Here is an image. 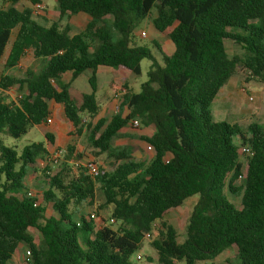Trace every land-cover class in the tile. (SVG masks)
Masks as SVG:
<instances>
[{"label": "trees", "instance_id": "16d2710c", "mask_svg": "<svg viewBox=\"0 0 264 264\" xmlns=\"http://www.w3.org/2000/svg\"><path fill=\"white\" fill-rule=\"evenodd\" d=\"M10 2L0 5V60L9 45L6 69L17 67L28 51L44 65L22 79L0 76V134L18 139L46 124L53 102L62 107L70 135L87 132L93 156L107 154L114 163L110 170L98 168L97 176L84 166L71 170L68 162L49 176L45 166L46 189L29 198L26 177L38 161L47 163L45 144L31 143L18 154L0 142V264H9L21 245L30 252L29 264H133L132 255L157 221L158 235L150 242L157 264H213L231 247L241 264H264V126L253 123L242 130L211 114L213 101L237 69L264 80V0H55L59 18L89 19L76 35L56 22L40 25L31 8L16 9L17 0ZM145 19L173 45L165 55L153 41L161 64L134 41L135 27ZM225 40L243 55L229 56ZM144 59L150 61L146 82L139 92L123 96L129 114L123 116L118 107L109 120L98 118V69L139 75ZM83 72L89 73L90 93L76 101L69 86ZM12 87L19 98L7 103L2 93ZM109 88L115 90L113 84ZM133 118L151 130L142 137L153 149L148 162L132 161L135 148H112ZM45 140L53 144L50 134ZM243 146L251 152L244 162L238 154ZM74 151L67 145L65 160ZM238 180L242 184L236 186ZM97 190L104 199L99 209L112 207L116 230L81 215L72 220L74 209L94 205ZM225 191H241L239 209ZM192 197L197 201L178 243L175 228L162 218ZM46 206L52 212L47 217Z\"/></svg>", "mask_w": 264, "mask_h": 264}, {"label": "rangeland", "instance_id": "374dc122", "mask_svg": "<svg viewBox=\"0 0 264 264\" xmlns=\"http://www.w3.org/2000/svg\"><path fill=\"white\" fill-rule=\"evenodd\" d=\"M38 3L44 5V12L38 16L32 15L34 21L43 26H49L50 24L56 22L60 29H68L70 35H76L83 31L88 18L83 15L76 16H64L59 18L56 10L55 0H37ZM11 4L10 0H0V5L4 8ZM35 4H32L31 0H17L14 7L16 9H22L25 7L33 8ZM152 14V13H151ZM145 34L144 38L140 37L141 33ZM15 31L13 32L14 35ZM135 43L144 46L149 49L152 56L161 64L162 58L158 51V48L154 45L153 41L158 39L163 40L162 35L157 34L152 27V24L148 19H145L138 23L135 27ZM13 36L11 37L12 40ZM165 38H167L165 34ZM160 45V50L165 54H169L170 51L167 50L168 40L157 42ZM224 45L229 56H239L243 55V50L230 40H225ZM9 45L7 46L3 57L0 60V76L8 75L10 77H15L17 79H22L25 77L26 71H32L38 73L44 65V61L35 59L32 51L26 52L19 62V67H14L12 69H6L4 67L5 58L7 56ZM150 61L142 60L140 62V74L133 75L128 71L124 70H114L110 68L101 67L98 69L96 77V91L95 98L99 104V114L98 118H104L109 120L115 112V108L122 107V112L129 114V111L125 106H123V96L119 94L120 89H125V92L137 93L139 92L140 86L146 82V73L149 69ZM119 78L118 88L114 91L109 88V83L113 79ZM89 73H81L69 86V93L76 101L80 100L81 94L90 93V87L88 84ZM65 80H70V75L65 76ZM115 81V80H114ZM125 93V94H126ZM5 102H15L17 91L15 87L10 88L8 91L2 93ZM226 103L225 110H220L219 107ZM58 106V105H57ZM51 107V106H50ZM51 111L54 117L51 118V123H46L41 126L32 127L29 131L18 139H13L6 135L0 134V142L16 150L19 154L22 148L26 145L35 142H42L48 149V160L47 165L41 161H38L35 172L30 171L26 177V191H30L35 196L38 192L46 189V184L42 182L41 178L43 176L44 167L47 166L49 169L48 175L54 176L55 174L61 172L62 164H69L71 170L76 168L75 164L82 166L87 162H94L98 168L110 170L113 165V160L108 157L107 154H101L98 157H94L87 142V132H83L81 136H71V130L66 127L63 112L60 107H51ZM211 114L215 121H223L228 124H237L242 130H246L250 124H258L264 126V80H255L249 77L248 72L242 69H237L235 74L229 79L228 83L222 87L219 91L216 99L211 105ZM87 118V117H86ZM85 118V119H86ZM138 121L139 127L132 128L129 124L131 121ZM86 121V120H85ZM61 130L62 140L58 139L61 147L56 149L54 147V134L51 132H57ZM146 129L140 124V121L133 118L128 121L125 127L119 132L117 138L112 141V148L114 149H124V148H135L133 152L132 161L139 162L148 160L153 156L152 152L146 151L147 144L143 141L142 137L145 136ZM45 134H50L53 138V144H50L45 140ZM74 145L75 151L69 160H65L67 145ZM246 156H240V160L244 162ZM242 182L238 180L235 185L239 186ZM228 201L233 204L237 209L240 208V197L241 191H237L236 194H230L225 191ZM197 201V197H192L184 201L181 207L176 209H170L167 211L162 220L167 224L173 226L177 233V241L181 243L185 239L186 225L188 219L192 213L193 207ZM104 203L103 196L99 190L95 194V203L92 207L82 205L77 207L75 210V215L72 217L73 221L78 220L79 216H83L88 219L89 215L94 214L93 220L96 226H106L110 227L112 230H116L118 224L116 222L110 223L111 218V206L104 209H99ZM51 210L46 206L45 216L51 214ZM101 221L103 223H101ZM160 224L157 221L151 234L147 235L141 242L139 250L132 255L131 262L133 264H157V256L155 251L151 248L150 242L155 239L158 235L157 230ZM30 233L38 241V233L35 230H30ZM84 236H80V247L84 249L82 245V240ZM22 254L27 250V247L20 246ZM19 247V248H20ZM21 253V252H20ZM15 258V255H14ZM23 260V259H22ZM22 263V261H21ZM213 264H241L240 259L237 256V250L235 247L225 250L217 259H215ZM9 264H12L11 262ZM19 264V263H18ZM183 264V263H178ZM198 264H210V262H202Z\"/></svg>", "mask_w": 264, "mask_h": 264}, {"label": "built area", "instance_id": "2783aa9c", "mask_svg": "<svg viewBox=\"0 0 264 264\" xmlns=\"http://www.w3.org/2000/svg\"><path fill=\"white\" fill-rule=\"evenodd\" d=\"M44 5L40 4V3H36L33 8H32V15H35V16H38L40 14H42L44 12ZM140 37L141 38H144L145 37V34L142 32L140 34ZM19 67V64L17 65ZM126 92H125V89H120V92L119 94L120 95H124ZM16 98H19V96L17 95ZM118 108L116 107L115 108V112L114 114L117 112ZM83 122H85V120H83ZM46 123H51V120L50 119H47ZM132 128H138L139 127V123L138 121H131L130 124H129ZM146 151L147 152H152L153 149L151 148L150 145H147L146 146ZM238 154L240 156H250L251 155V152L250 150L246 147V146H243V147H240L238 149ZM75 166H79L78 164H75ZM84 166L85 168L88 169V171L90 172V174H92L93 176H97L98 174V167L97 165L94 163V162H87L86 164L82 165ZM240 178V177H239ZM27 197L31 198V197H34L33 193L32 192H27ZM39 203V202H37ZM95 215L94 214H91L89 215V219H94ZM110 223H114L115 221L113 219H110L109 220ZM30 263V252L28 250L25 251L24 253V256H23V260H22V263L21 264H29Z\"/></svg>", "mask_w": 264, "mask_h": 264}, {"label": "crops", "instance_id": "0c3cea01", "mask_svg": "<svg viewBox=\"0 0 264 264\" xmlns=\"http://www.w3.org/2000/svg\"><path fill=\"white\" fill-rule=\"evenodd\" d=\"M162 35V37H163V40H157L156 42H162V41H166V40H168V38H165V34H161ZM169 41V40H168ZM159 44V43H158ZM167 46V50L168 51H170L169 52V54H167V55H170L172 52H173V45H172V43L169 41V43L166 45ZM111 69V68H110ZM117 71H120V70H117ZM124 71H126V70H124ZM130 73V72H129ZM115 80V81H114ZM118 82H120L119 81V78H116V79H113V81H111L109 84H113V86L115 87V89H117L118 88ZM49 111H50V116H49V119L50 120H52L51 118H53L54 117V114L52 113V111H51V107H60V109H61V111L63 112V110H62V107L60 106V105H58L57 106V104H55V103H53V102H49ZM51 106V107H50ZM225 108H226V103H224L223 105H221L220 107H219V109L220 110H225ZM126 115V112H123V116H125ZM64 119H65V117H64ZM65 123H66V127L68 128V129H70L71 131H72V127H71V125H70V123L65 119ZM41 126V125H40ZM146 129V133H145V136H150V134H151V130L150 129H148V128H145ZM52 134H54V147H57L56 149H59V147H61V145L59 144V142H58V139H60V140H62V135H61V130H59L58 131V133L57 132H51ZM48 150V149H47ZM22 246V245H21ZM20 247V246H19ZM21 249V247L20 248H18L17 249V251L15 252V258H14V255H13V257H12V260L10 261L12 264H21V261H22V259H23V256H24V253L22 254V251H20L19 252V250ZM9 262V263H10Z\"/></svg>", "mask_w": 264, "mask_h": 264}]
</instances>
